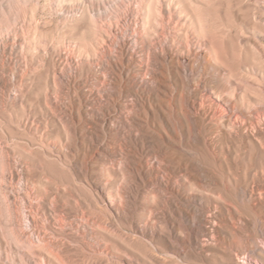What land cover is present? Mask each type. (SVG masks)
<instances>
[{
  "label": "bare ground",
  "instance_id": "1",
  "mask_svg": "<svg viewBox=\"0 0 264 264\" xmlns=\"http://www.w3.org/2000/svg\"><path fill=\"white\" fill-rule=\"evenodd\" d=\"M34 1L0 0V264H264V0H51L58 45Z\"/></svg>",
  "mask_w": 264,
  "mask_h": 264
},
{
  "label": "rangeland",
  "instance_id": "2",
  "mask_svg": "<svg viewBox=\"0 0 264 264\" xmlns=\"http://www.w3.org/2000/svg\"><path fill=\"white\" fill-rule=\"evenodd\" d=\"M133 4L138 3L137 0H111L105 3L103 9L101 12L108 13L112 17H118L120 15L119 9L123 10V5L128 7L131 3ZM234 9L233 10H239V13L237 14L238 17H241L242 21L248 26V29L246 30V33L243 35V43L242 46L249 47L252 49H257L258 47L264 48V35H258L257 32L261 31L258 27H253V25L249 22V18L252 15V11L250 9H247L241 5L239 2H233ZM123 4V5H122ZM29 8L35 7L34 10V16L29 12L28 17L33 18V20L38 25L37 35L34 33L33 35L37 36V38H44L50 45H58L59 43H63L66 40L73 39L74 37L71 36V34L68 32V29L66 28L65 24H63V20L61 15L57 14V8L52 3L51 0H36L31 5H26ZM236 15L234 14L233 19L236 20ZM255 30L256 33H255ZM262 33V32H261ZM76 38V37H75ZM65 91V89H63ZM67 90V89H66ZM61 97H66L65 94H61ZM67 98V97H66ZM11 134L13 136V140L18 142L20 139H24L27 137V133H25L23 130L17 129L14 125L13 126H5V129L0 128V135H7ZM55 138H59L57 134L54 135ZM260 162H263L261 158L259 159ZM256 217L258 216V219L264 218V208L260 205H258L255 210ZM257 212V214H256ZM117 223V221H116ZM250 224H254V222H251ZM253 229V228H252ZM125 232H130L128 230H125ZM241 247H245L246 244H239ZM261 245L264 246V242H261ZM210 263L209 264H223L224 260H221V258H218L216 256L209 257ZM240 262L243 264H260L256 263L255 259L250 257L249 255L241 256ZM207 264V263H205Z\"/></svg>",
  "mask_w": 264,
  "mask_h": 264
}]
</instances>
